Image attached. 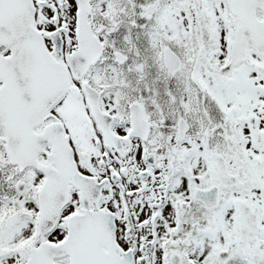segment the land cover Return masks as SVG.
Returning a JSON list of instances; mask_svg holds the SVG:
<instances>
[{
  "label": "snow or ice",
  "instance_id": "6c2138e0",
  "mask_svg": "<svg viewBox=\"0 0 264 264\" xmlns=\"http://www.w3.org/2000/svg\"><path fill=\"white\" fill-rule=\"evenodd\" d=\"M0 264H264V0H0Z\"/></svg>",
  "mask_w": 264,
  "mask_h": 264
}]
</instances>
